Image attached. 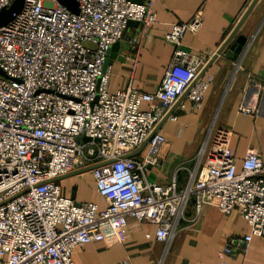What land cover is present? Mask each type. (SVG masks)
I'll return each instance as SVG.
<instances>
[{
  "label": "built area",
  "instance_id": "built-area-1",
  "mask_svg": "<svg viewBox=\"0 0 264 264\" xmlns=\"http://www.w3.org/2000/svg\"><path fill=\"white\" fill-rule=\"evenodd\" d=\"M75 1L77 13L57 0H24L0 26V264H74L76 248L104 240L129 217L155 224L156 238L169 242L190 204V221L208 204L238 210L250 226L219 252L221 260L235 240L246 251L253 237L264 239V161L248 151L238 165L231 130L212 128L193 167L179 164L168 183L147 176L164 163L162 125L176 121L187 101L200 108L213 81L212 55L182 45L186 32L200 28L199 14L165 34L174 49L154 92H111L108 51L130 21L143 34L155 23L152 1ZM13 2L0 0V13ZM239 109L258 113L248 104ZM83 171L92 173L104 208L62 193L61 178Z\"/></svg>",
  "mask_w": 264,
  "mask_h": 264
},
{
  "label": "crops",
  "instance_id": "crops-1",
  "mask_svg": "<svg viewBox=\"0 0 264 264\" xmlns=\"http://www.w3.org/2000/svg\"><path fill=\"white\" fill-rule=\"evenodd\" d=\"M149 1L156 21L145 34L138 23L128 26L109 65V90L134 86L154 92L174 49L164 39L165 34L172 24L187 22L196 14L202 24L197 31L184 34L182 45L193 54L212 55L209 71L213 81L200 108L187 101L184 110L177 112L176 121L162 125L164 163L150 167L148 179L168 183L179 164L192 168L210 130L217 127L231 130L230 149L238 165L248 151L259 153L264 161V0H143ZM239 35L247 42L234 59L228 51ZM243 104L257 108L258 113L241 112ZM147 106L142 105L144 109ZM186 181L185 170L178 174L179 187ZM60 184L62 193L77 202L106 206L90 171L65 176ZM185 217L169 242L156 238L155 224L129 217L125 227L109 231L104 240L76 248L74 264H264V239L259 237L252 238L246 251L235 240L232 255L224 260L219 257L232 237L250 233L238 210L225 214L205 204L199 217L190 221L195 217L190 204Z\"/></svg>",
  "mask_w": 264,
  "mask_h": 264
},
{
  "label": "water",
  "instance_id": "water-1",
  "mask_svg": "<svg viewBox=\"0 0 264 264\" xmlns=\"http://www.w3.org/2000/svg\"><path fill=\"white\" fill-rule=\"evenodd\" d=\"M59 3L67 7L70 11L73 13L78 12V3L75 0H57ZM137 2H143V0H133ZM24 0H14V2L7 8H4L0 13V26L6 25L8 22H10L15 14H18L21 9L23 8ZM136 21H130V24H135ZM234 35V34H233ZM232 38V37H231ZM230 38V39H231ZM229 39V40H230ZM247 42V39L243 35H239L231 44L228 54H232V57L234 59L237 58V56L242 52L244 49V46ZM120 46V42H115L109 49L108 54L106 56L105 62H104V69L110 65L116 51L118 50ZM1 75H4L2 71H0Z\"/></svg>",
  "mask_w": 264,
  "mask_h": 264
}]
</instances>
